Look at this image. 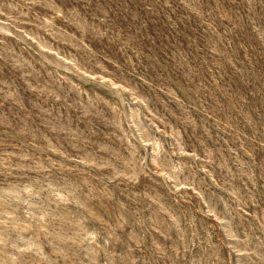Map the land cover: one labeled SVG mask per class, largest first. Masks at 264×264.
Listing matches in <instances>:
<instances>
[{
    "label": "rangeland",
    "instance_id": "1",
    "mask_svg": "<svg viewBox=\"0 0 264 264\" xmlns=\"http://www.w3.org/2000/svg\"><path fill=\"white\" fill-rule=\"evenodd\" d=\"M0 264H264V0H0Z\"/></svg>",
    "mask_w": 264,
    "mask_h": 264
}]
</instances>
